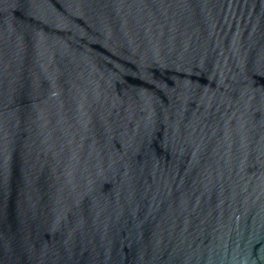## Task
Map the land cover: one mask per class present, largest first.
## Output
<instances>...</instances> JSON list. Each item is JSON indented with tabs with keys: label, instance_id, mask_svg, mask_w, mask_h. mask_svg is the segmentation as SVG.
<instances>
[{
	"label": "water",
	"instance_id": "1",
	"mask_svg": "<svg viewBox=\"0 0 264 264\" xmlns=\"http://www.w3.org/2000/svg\"><path fill=\"white\" fill-rule=\"evenodd\" d=\"M0 264H264V0H0Z\"/></svg>",
	"mask_w": 264,
	"mask_h": 264
}]
</instances>
